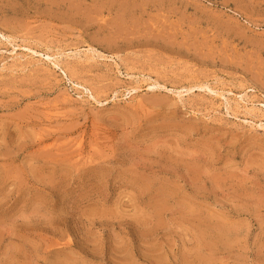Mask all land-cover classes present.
<instances>
[{"label": "rangeland", "instance_id": "obj_1", "mask_svg": "<svg viewBox=\"0 0 264 264\" xmlns=\"http://www.w3.org/2000/svg\"><path fill=\"white\" fill-rule=\"evenodd\" d=\"M0 264H264V0H0Z\"/></svg>", "mask_w": 264, "mask_h": 264}, {"label": "bare ground", "instance_id": "obj_2", "mask_svg": "<svg viewBox=\"0 0 264 264\" xmlns=\"http://www.w3.org/2000/svg\"><path fill=\"white\" fill-rule=\"evenodd\" d=\"M131 95H132V94H131ZM237 102H238L239 105H243V107L246 108V104L244 103V101L242 100V98H241L240 101H237ZM243 107H242V108H243Z\"/></svg>", "mask_w": 264, "mask_h": 264}]
</instances>
